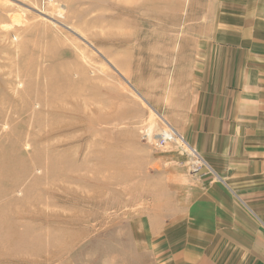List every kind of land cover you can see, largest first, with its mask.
<instances>
[{"label": "rangeland", "instance_id": "rangeland-1", "mask_svg": "<svg viewBox=\"0 0 264 264\" xmlns=\"http://www.w3.org/2000/svg\"><path fill=\"white\" fill-rule=\"evenodd\" d=\"M219 2L0 0V264H158L138 220L161 148L202 168L166 116Z\"/></svg>", "mask_w": 264, "mask_h": 264}, {"label": "crops", "instance_id": "crops-1", "mask_svg": "<svg viewBox=\"0 0 264 264\" xmlns=\"http://www.w3.org/2000/svg\"><path fill=\"white\" fill-rule=\"evenodd\" d=\"M193 43L166 118L203 165L161 148L143 241L158 264H264V0H220Z\"/></svg>", "mask_w": 264, "mask_h": 264}, {"label": "built area", "instance_id": "built-area-1", "mask_svg": "<svg viewBox=\"0 0 264 264\" xmlns=\"http://www.w3.org/2000/svg\"><path fill=\"white\" fill-rule=\"evenodd\" d=\"M174 134L173 133L168 134L167 132L165 134L163 133V135L161 136L162 137V142L165 143L168 140H173ZM194 165H195L194 166V171L197 172L202 167L203 161L200 158H198L197 162H195Z\"/></svg>", "mask_w": 264, "mask_h": 264}, {"label": "bare ground", "instance_id": "bare-ground-1", "mask_svg": "<svg viewBox=\"0 0 264 264\" xmlns=\"http://www.w3.org/2000/svg\"><path fill=\"white\" fill-rule=\"evenodd\" d=\"M46 14V13H45ZM61 15V14H60ZM79 95H81V93L80 94H77V93H75V96H79ZM66 99V98H65ZM67 99H68V96H67ZM167 131H165L164 132V134L166 133ZM168 134H170L169 132H167Z\"/></svg>", "mask_w": 264, "mask_h": 264}]
</instances>
